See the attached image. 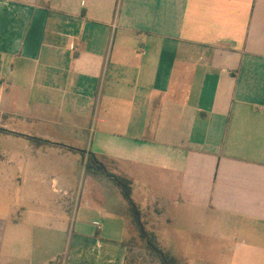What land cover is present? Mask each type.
<instances>
[{
    "label": "crops",
    "instance_id": "crops-1",
    "mask_svg": "<svg viewBox=\"0 0 264 264\" xmlns=\"http://www.w3.org/2000/svg\"><path fill=\"white\" fill-rule=\"evenodd\" d=\"M92 156L264 264V0H0V264L126 263Z\"/></svg>",
    "mask_w": 264,
    "mask_h": 264
},
{
    "label": "rangeland",
    "instance_id": "rangeland-1",
    "mask_svg": "<svg viewBox=\"0 0 264 264\" xmlns=\"http://www.w3.org/2000/svg\"><path fill=\"white\" fill-rule=\"evenodd\" d=\"M7 173L0 171V178L7 176ZM85 173L89 174L86 165ZM81 182L80 193L83 194L87 180L83 178ZM1 197L4 198V194ZM136 204L144 229L154 235L155 243L174 259V264H241L240 258L247 254L249 247L246 241V245L241 247L244 240L242 235H233L230 230L226 238H221L217 233L219 226L213 224L212 220L200 219L196 213L178 205L150 202L149 199ZM96 225L100 226L99 222ZM124 237L128 264H161L157 255L149 250L132 211Z\"/></svg>",
    "mask_w": 264,
    "mask_h": 264
},
{
    "label": "trees",
    "instance_id": "trees-1",
    "mask_svg": "<svg viewBox=\"0 0 264 264\" xmlns=\"http://www.w3.org/2000/svg\"><path fill=\"white\" fill-rule=\"evenodd\" d=\"M91 164H95V167L97 168L99 172H102L106 174L107 176L113 178V180L116 181V183L121 187L123 194L130 205V210L134 212L136 220L138 224L140 225L141 235L144 239H146L149 250H151L154 254L157 255V257L160 259L161 264H174V259L170 258V256L155 243L154 235L146 231L144 229L143 224L140 222V218H139L140 213H139L138 206L131 196L130 181L127 180L126 178L115 176L107 172L105 166L94 156L90 158V162L89 161L87 162L88 168H92ZM127 261H128V256L126 255L125 264H128Z\"/></svg>",
    "mask_w": 264,
    "mask_h": 264
}]
</instances>
